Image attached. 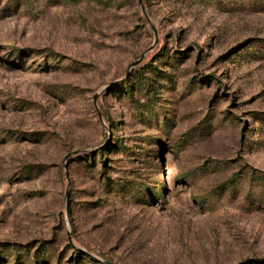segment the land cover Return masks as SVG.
<instances>
[{"label":"rangeland","instance_id":"374dc122","mask_svg":"<svg viewBox=\"0 0 264 264\" xmlns=\"http://www.w3.org/2000/svg\"><path fill=\"white\" fill-rule=\"evenodd\" d=\"M0 264H264V0H0Z\"/></svg>","mask_w":264,"mask_h":264}]
</instances>
